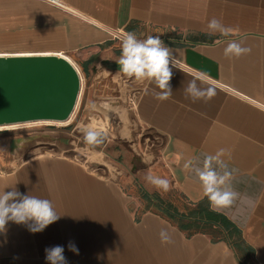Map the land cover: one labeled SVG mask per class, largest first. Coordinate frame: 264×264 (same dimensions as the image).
<instances>
[{
    "label": "crops",
    "instance_id": "1",
    "mask_svg": "<svg viewBox=\"0 0 264 264\" xmlns=\"http://www.w3.org/2000/svg\"><path fill=\"white\" fill-rule=\"evenodd\" d=\"M63 2L65 8L45 0H0V55L68 59L83 73L90 100L83 102L81 127L91 124L106 134L98 147L113 148L139 180L149 174L168 179L188 211L204 203L230 225L221 228L223 236L185 230L155 204L157 211L146 207L137 215L116 179L73 153L72 133L60 135L59 143L56 134L46 135L37 143L48 149L0 158V191L14 186L21 194L49 199L60 219L35 233L9 221L0 233V264H48L45 249L56 245L64 247L67 264H264V0ZM213 17L237 31L208 36ZM125 32L141 40L160 35L177 53L170 99H156L149 81L119 73ZM229 40L243 41L251 54L225 58ZM202 73L208 80H197V86L212 85L216 95L194 103L183 88ZM111 128L130 132V140L108 136ZM220 148L230 152L225 159L239 197L232 206L213 210L195 174L182 166L194 158L193 167L202 166L204 156ZM165 227L170 244L159 238ZM69 242L78 255L68 250Z\"/></svg>",
    "mask_w": 264,
    "mask_h": 264
},
{
    "label": "clouds",
    "instance_id": "2",
    "mask_svg": "<svg viewBox=\"0 0 264 264\" xmlns=\"http://www.w3.org/2000/svg\"><path fill=\"white\" fill-rule=\"evenodd\" d=\"M206 34L215 36H229L237 30L226 26L222 20L216 17L211 18L206 25ZM135 32H125L121 41V54L116 60L119 65V73L137 82L149 81L154 84L155 98L158 100H168L173 95L170 81L173 78V67H176V52L165 45L160 35H149L146 39H138ZM251 47L246 46L243 41L229 40L224 47L223 55L227 59H239L242 56L251 54ZM197 80L205 83L208 80L207 74H199L189 80L183 88L185 98L192 102L210 101L216 95V89L212 85L206 88L197 86ZM159 89V91H155ZM95 104L92 108L95 109ZM83 142L91 147L103 144L105 133L102 129L94 125H85L80 128ZM225 157L230 158L228 149L220 148L215 154H206L202 161V166L193 167L194 159H189L183 164V170L192 173L200 184L203 196L207 197L213 210L228 208L238 199L239 193L231 187L233 177ZM215 165V167H214ZM148 184L154 186L161 192L170 190V181L149 174L145 177ZM11 191H0V233L6 231L9 221L16 224H25L30 232L43 231L47 226L60 219V216L51 200L21 194L14 186ZM159 238L162 244L172 243L169 230L161 228ZM68 250L79 254V249L73 242H69ZM46 261L48 264H67L64 256V247L56 245L45 249Z\"/></svg>",
    "mask_w": 264,
    "mask_h": 264
},
{
    "label": "water",
    "instance_id": "3",
    "mask_svg": "<svg viewBox=\"0 0 264 264\" xmlns=\"http://www.w3.org/2000/svg\"><path fill=\"white\" fill-rule=\"evenodd\" d=\"M80 88L79 69L63 56L0 55V126L66 121Z\"/></svg>",
    "mask_w": 264,
    "mask_h": 264
},
{
    "label": "rangeland",
    "instance_id": "4",
    "mask_svg": "<svg viewBox=\"0 0 264 264\" xmlns=\"http://www.w3.org/2000/svg\"><path fill=\"white\" fill-rule=\"evenodd\" d=\"M79 71L81 75V88L77 103L69 119L63 122L40 120L0 126V158H3L6 161L10 160L12 156L22 158L29 155L31 152H34L39 146L48 149L46 147H49V145L37 142L44 139L43 137L46 135L50 136L56 134L57 136L54 140H57L59 143L60 135L69 137V135H67V132H69L73 134V136L70 135V137L76 139L74 145H72L76 150L73 153L81 157L86 165L90 166L92 169L100 171L104 170L103 172L106 176L116 179L122 186L124 192L129 196L128 204L131 209L137 212V215H140L141 211L146 207L149 211H157V208L153 205L155 202H151L150 199L145 197L146 192L154 194L155 197H159L164 204H171V206L176 209L187 212L190 206L171 185L170 190L167 192H161L152 185L150 188L147 186L148 183L146 179L139 180L138 177L133 174L129 165L119 162L120 158L115 156L113 148L98 146L91 147L81 141L83 137L80 132L81 120L83 114L86 113V111H83V106L85 107L87 105L83 104V102L87 103L90 100L86 101L87 88L85 79L80 69ZM98 105V100H96L95 106L98 107ZM109 105L110 108L113 109L112 105ZM75 125L78 127L75 128ZM107 134L110 137L116 138L126 136L127 140H130L131 138L130 132H117L112 128L108 130ZM60 147L68 148L65 147V145ZM103 164L105 165V169L102 166ZM218 236L223 235L218 233Z\"/></svg>",
    "mask_w": 264,
    "mask_h": 264
},
{
    "label": "trees",
    "instance_id": "5",
    "mask_svg": "<svg viewBox=\"0 0 264 264\" xmlns=\"http://www.w3.org/2000/svg\"><path fill=\"white\" fill-rule=\"evenodd\" d=\"M147 198L154 200L155 206L166 217L176 221L180 228L185 230H208L214 234H218L221 228H228L230 223L218 213L210 211L209 208L202 203L199 205V209L191 210L188 212H180L170 204L163 205V202L156 198L152 199L147 195Z\"/></svg>",
    "mask_w": 264,
    "mask_h": 264
},
{
    "label": "built area",
    "instance_id": "6",
    "mask_svg": "<svg viewBox=\"0 0 264 264\" xmlns=\"http://www.w3.org/2000/svg\"><path fill=\"white\" fill-rule=\"evenodd\" d=\"M45 1L55 5L57 7L65 8V4H64L63 0H45Z\"/></svg>",
    "mask_w": 264,
    "mask_h": 264
}]
</instances>
